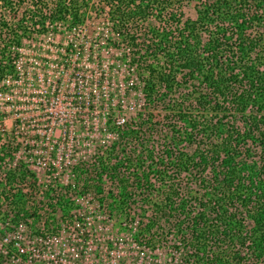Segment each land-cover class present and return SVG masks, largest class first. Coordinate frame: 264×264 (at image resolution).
I'll use <instances>...</instances> for the list:
<instances>
[{
	"label": "trees",
	"instance_id": "1",
	"mask_svg": "<svg viewBox=\"0 0 264 264\" xmlns=\"http://www.w3.org/2000/svg\"><path fill=\"white\" fill-rule=\"evenodd\" d=\"M105 1L100 7L109 8L111 28L127 48L124 59L142 81L146 104L164 106L165 116L173 118L164 133H154L150 125L147 131L129 122L117 126L131 154L114 160L109 151L82 161L79 171L92 182L88 188L105 192L108 176L120 191L107 205L109 214L116 209L133 220L138 216L144 238L170 232L178 238L171 246L192 252L183 254V264H264V0H198L195 19L184 17L182 6L189 0ZM90 2L0 0V81L15 76L23 39L85 24ZM153 15L160 23L149 28L151 33L132 25ZM191 80L200 87L190 92L205 110L201 119L189 112L188 94L180 93L173 104L168 98L175 85ZM231 109L241 112L243 126L223 121ZM155 134L161 138L157 142L169 145L148 147ZM129 139L144 145L134 146ZM181 142L195 146L188 152ZM7 156L12 157L9 148L1 147L0 164ZM182 176L188 181L182 183ZM16 182L33 186L26 191ZM0 184L6 190L0 222L10 216L9 224L29 216L38 222L44 202L40 206L49 210L50 219L43 217L42 232H54L57 212L70 210L66 195L50 199L39 193L36 176L25 165L5 169ZM98 201L104 206V197Z\"/></svg>",
	"mask_w": 264,
	"mask_h": 264
},
{
	"label": "rangeland",
	"instance_id": "2",
	"mask_svg": "<svg viewBox=\"0 0 264 264\" xmlns=\"http://www.w3.org/2000/svg\"><path fill=\"white\" fill-rule=\"evenodd\" d=\"M90 3L91 14L85 24L69 31L60 27L58 32L23 39L15 76L0 81V148L8 147L12 153V157L7 156L4 164H0V174L9 167L25 165L34 172L39 193L42 191L50 199L66 195L70 205L67 213L57 212L55 225L59 228L54 232H42V221L50 216L49 210L42 208L44 202L43 206L39 205L43 210L38 222L30 216L17 224L8 223L12 216L1 221L0 264H183V254L189 256L192 252L182 246H171L177 237L170 232L161 237L155 232L144 238L139 233L138 216L133 220L114 208L111 214L110 208L106 210L112 199L120 195L108 176L103 182L106 191L96 193L89 189L91 186L88 188L92 182L87 172L82 175L79 171L82 161H90L98 154L107 156L111 151L110 158L114 160L131 154L117 126L129 122L134 128L142 125L147 131L150 125L151 129L155 128L154 133H164L173 118L165 116L164 106L156 109L146 104L142 81L124 59L127 48L111 28L109 8L100 7L107 2ZM198 5V0L184 3V17L195 19ZM159 23L153 15L132 25L141 33H151L149 28ZM203 35L207 38L206 32ZM199 88L194 80L175 85V91L168 96L170 103L180 98V93H185L183 97L188 94L186 100L193 101L188 105L189 112L201 119L205 110L192 99L196 93L190 92V89L198 92ZM234 111L226 112L223 121L243 126L241 112ZM153 139L155 142L149 139L146 145L163 149L166 143L157 142L161 141L157 134ZM129 140L134 146L144 145L138 139ZM113 143H117L115 151L111 150ZM179 145L188 152L195 146L187 142ZM82 177L89 179L88 184ZM180 180L188 181L186 176ZM17 183L26 191L33 186ZM108 190L107 197L104 193L107 195ZM5 191L0 184L3 210ZM100 197H104V206L98 201ZM156 197V194L148 197L145 203Z\"/></svg>",
	"mask_w": 264,
	"mask_h": 264
}]
</instances>
